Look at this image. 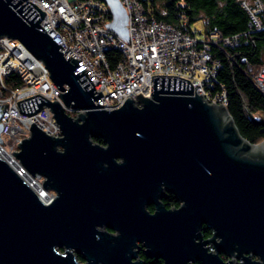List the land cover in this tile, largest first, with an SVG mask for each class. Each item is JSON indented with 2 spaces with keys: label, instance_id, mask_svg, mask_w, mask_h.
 <instances>
[{
  "label": "water",
  "instance_id": "95a60500",
  "mask_svg": "<svg viewBox=\"0 0 264 264\" xmlns=\"http://www.w3.org/2000/svg\"><path fill=\"white\" fill-rule=\"evenodd\" d=\"M103 1L109 29L126 39L120 2ZM43 14L27 0H0V38L19 40L62 91V103L38 93L17 101L27 114L46 106L61 136L32 123L12 156L0 148V264H80L75 253L83 264H144L135 240L163 264H264V143L246 140L225 105L177 75L154 74L150 98L104 109L86 69L39 25ZM162 187L179 208L157 202Z\"/></svg>",
  "mask_w": 264,
  "mask_h": 264
},
{
  "label": "built area",
  "instance_id": "2783aa9c",
  "mask_svg": "<svg viewBox=\"0 0 264 264\" xmlns=\"http://www.w3.org/2000/svg\"><path fill=\"white\" fill-rule=\"evenodd\" d=\"M28 1L44 11L39 25L56 44L61 45L63 56L75 58L77 64L86 69L95 91L102 93L94 102L104 109L118 108L126 98L136 99L138 94L150 98L154 74L186 78L192 84L194 94H201L208 103L226 106L225 92L212 93L209 89L218 66L209 50L213 43L232 45L236 36L222 38L216 31L205 35L196 27L186 32L155 19L139 0H118L126 16L127 38L113 32V39H106V31H111L108 26L112 15L103 0ZM243 5L249 14V28L260 29L264 19L262 4L256 0L255 7L245 2ZM110 49L126 50V58L112 66L107 59ZM10 54L21 55V63H8ZM247 69L251 67L247 66ZM12 74L17 80L14 86L7 87L5 80ZM251 80L264 95V66L252 72ZM61 92L50 80L44 64L19 40L0 38L1 150L11 156L18 151L22 139L29 136L32 123L48 135L61 136L59 126L46 106H39L37 111L27 114L20 111L17 103L37 93L50 101L62 103ZM64 108L73 113L71 108ZM39 194L43 192L39 191Z\"/></svg>",
  "mask_w": 264,
  "mask_h": 264
},
{
  "label": "trees",
  "instance_id": "16d2710c",
  "mask_svg": "<svg viewBox=\"0 0 264 264\" xmlns=\"http://www.w3.org/2000/svg\"><path fill=\"white\" fill-rule=\"evenodd\" d=\"M155 19L183 31H190L198 22L201 33L216 31L222 38L236 36L232 45L210 44L209 54L218 62L216 75L209 89L212 93L223 90L226 108L238 132L251 143L264 140V95L251 80L253 71L264 66V19L260 29L249 28V14L245 2L255 7L256 0H139ZM264 8V0H258ZM261 17V14H260ZM262 18V17H261ZM245 59L243 61L242 59ZM107 59L115 65L121 59L117 49L107 51ZM250 66L251 69H247ZM14 74L6 78L7 87L15 85ZM69 115L74 116L67 112ZM96 142L100 140L94 139ZM204 237L211 230L202 225ZM145 264H163L161 259L141 256ZM224 258L223 255H221ZM225 259V258H224Z\"/></svg>",
  "mask_w": 264,
  "mask_h": 264
},
{
  "label": "flooded vegetation",
  "instance_id": "af4514ba",
  "mask_svg": "<svg viewBox=\"0 0 264 264\" xmlns=\"http://www.w3.org/2000/svg\"><path fill=\"white\" fill-rule=\"evenodd\" d=\"M94 139L100 140V142H96V141H94ZM92 141L94 143H97V144H100V145H103L104 144L102 138L97 137V136H93L92 137ZM157 202L160 203L166 210H170V211L171 210H175V209L179 208L182 205V201H180L174 193L168 191L164 187H162V193L157 198ZM145 209H146V211L148 213L153 214L155 212V210H156V207H155V204H153V203H146L145 204ZM97 230L104 231V232H106V233H108L110 235H115V236L119 235V232L118 231L112 230V229L108 228L106 225L97 226ZM201 231H202V229H201ZM202 236H203V233H202ZM208 237H210V236H208ZM208 237H204V238H208ZM132 250L136 252L137 259H141L144 262V264H145V261L141 257L142 255H144L148 259H153V258L154 259H157V258L152 257V256H149V255H147L145 253L146 248L143 246V244L140 241L135 240V242H134V244L132 246ZM60 252H63V250L61 249ZM75 256H76L77 261L80 264L85 263V261L81 257V255L75 253ZM227 260H228V257H227ZM195 264H201V263L200 262H197Z\"/></svg>",
  "mask_w": 264,
  "mask_h": 264
},
{
  "label": "bare ground",
  "instance_id": "6f19581e",
  "mask_svg": "<svg viewBox=\"0 0 264 264\" xmlns=\"http://www.w3.org/2000/svg\"><path fill=\"white\" fill-rule=\"evenodd\" d=\"M28 1V0H27ZM106 39H113V31H106ZM24 46V45H23ZM25 47V46H24ZM26 49V48H25ZM119 52L121 53V58H126V50H119ZM8 63H21V55L19 54H10L8 55ZM43 64V63H42ZM226 104H227V99H226ZM73 110V109H72ZM78 111L73 110L74 115H76ZM227 117V116H226ZM228 119V117H227ZM254 148H259V147H254ZM2 155H5V152H1ZM29 182H32V180H29ZM34 188H38L39 187V183L35 184L33 183L32 185ZM46 193V192H45ZM42 194L40 195V197L44 200V201H48L51 198V195L49 196L47 193L46 195ZM46 196V197H45ZM225 258V255H223Z\"/></svg>",
  "mask_w": 264,
  "mask_h": 264
},
{
  "label": "rangeland",
  "instance_id": "374dc122",
  "mask_svg": "<svg viewBox=\"0 0 264 264\" xmlns=\"http://www.w3.org/2000/svg\"><path fill=\"white\" fill-rule=\"evenodd\" d=\"M195 27L197 28V29H199V30H202V23L201 22H198V23H196L195 24ZM199 95V94H198ZM201 96V95H200ZM66 111V110H65ZM71 114H74V113H72L71 112ZM260 143H264V140H262V141H260V142H258V143H256V144H260ZM40 181H41V179H35V182L36 183H39L40 184ZM47 193H51V192H47ZM229 259V258H228ZM225 260H227V257H225Z\"/></svg>",
  "mask_w": 264,
  "mask_h": 264
}]
</instances>
